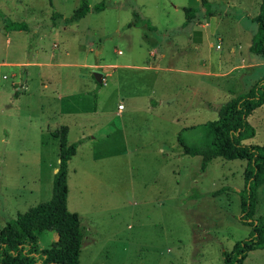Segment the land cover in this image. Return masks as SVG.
Wrapping results in <instances>:
<instances>
[{
	"label": "rangeland",
	"instance_id": "1",
	"mask_svg": "<svg viewBox=\"0 0 264 264\" xmlns=\"http://www.w3.org/2000/svg\"><path fill=\"white\" fill-rule=\"evenodd\" d=\"M203 1L86 0L70 20L80 0H0V16L25 25L0 18V230L49 198L64 126L78 143L66 171L78 264H222L248 235L237 219L245 162L200 170L176 135L261 77L248 50L259 0ZM247 121L244 142L264 145V104ZM255 209L264 215V184ZM52 240L37 234L38 248ZM240 264H264V249Z\"/></svg>",
	"mask_w": 264,
	"mask_h": 264
},
{
	"label": "trees",
	"instance_id": "2",
	"mask_svg": "<svg viewBox=\"0 0 264 264\" xmlns=\"http://www.w3.org/2000/svg\"><path fill=\"white\" fill-rule=\"evenodd\" d=\"M99 8L100 5L93 7L96 10ZM88 10L86 0H80L69 19H79ZM182 10L187 19L195 12L189 7ZM0 18L7 29L25 30L22 22L8 21L3 16ZM252 19L255 31L248 50L264 60V0H259L258 12ZM96 86L100 84L96 83ZM262 104L264 70L245 93L223 103L215 119L181 128L176 135L182 154L200 157V170H204L207 163L215 158L245 162L237 219L249 226L250 231L246 237L236 241L230 251L221 253L222 264H240L249 251L264 249V215H255L257 188L264 184V145L244 142L254 134L247 116ZM66 132L63 126L57 133L58 161L52 174L49 198L17 213L1 228L0 264H78L83 230L77 215L66 207L67 163L78 143L69 142ZM46 232L53 233V240L47 248H38L37 234Z\"/></svg>",
	"mask_w": 264,
	"mask_h": 264
},
{
	"label": "water",
	"instance_id": "3",
	"mask_svg": "<svg viewBox=\"0 0 264 264\" xmlns=\"http://www.w3.org/2000/svg\"><path fill=\"white\" fill-rule=\"evenodd\" d=\"M92 76H93L96 83H100V81H101V73L100 72H97V71L92 72Z\"/></svg>",
	"mask_w": 264,
	"mask_h": 264
},
{
	"label": "built area",
	"instance_id": "4",
	"mask_svg": "<svg viewBox=\"0 0 264 264\" xmlns=\"http://www.w3.org/2000/svg\"><path fill=\"white\" fill-rule=\"evenodd\" d=\"M121 105H119V107H120Z\"/></svg>",
	"mask_w": 264,
	"mask_h": 264
}]
</instances>
